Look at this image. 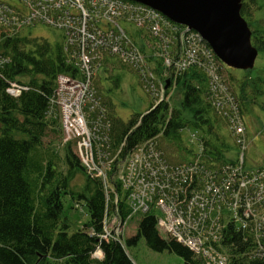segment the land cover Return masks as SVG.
Listing matches in <instances>:
<instances>
[{"label": "trees", "instance_id": "trees-1", "mask_svg": "<svg viewBox=\"0 0 264 264\" xmlns=\"http://www.w3.org/2000/svg\"><path fill=\"white\" fill-rule=\"evenodd\" d=\"M251 1L254 4V0ZM245 3L242 2L240 14L247 23L251 12L248 13ZM25 29L11 37L0 26V147L6 146L9 150L4 160L8 172L0 180V264H134L128 249L136 246L140 239L149 250L173 254L182 259V264H204V259L188 247L159 233L158 211L155 208L151 207L143 215L130 217L131 209L120 181L107 179L104 182L86 173L71 145L63 142L61 112L54 102L58 76L79 78L64 49L63 35L59 32L61 40L49 43L23 34ZM129 35L148 61L153 74L144 78L159 79L165 85L169 81L165 95L175 88L179 99L173 106L166 99L158 104L153 103L144 114L122 122L113 116L111 102L108 101L106 105L103 102L102 82L110 80L118 88L119 77H108V74L118 68H131L116 58L104 60L92 81L95 98L101 100L104 112L99 115L100 109L95 108L87 113L94 128L96 146L109 156L121 149V158L149 142L158 156L150 165L154 169L159 164L167 166L169 176L172 171L175 173L177 167L192 165L197 161V171L191 174L186 172L185 182L176 173H172L168 179L159 175L160 182L166 187L163 191L158 190L157 195L168 194L181 200L185 191L188 197L193 192L197 194L201 188V183L197 181L201 182L202 179L204 193H207L208 187L220 189L223 185L220 196L212 202L214 204L206 206L212 208L210 213L206 211L212 218L218 217V229L222 231L220 244L231 257L237 255L239 258L238 262L232 260L231 264H264V260L247 255L257 244L256 238L251 236L252 232L261 235L260 241H264V193L255 197L262 203L252 201L253 215L248 231L238 230L240 224L224 222L237 192L225 190L224 183L232 179L227 168L233 164V159L245 151L247 141L243 132L244 145L241 150L234 142L238 137L236 139L233 134L232 123L238 121V124H244L247 106L254 103L256 93L260 94L255 85L261 82L260 79L249 77L242 81L235 94L222 79L220 70L217 72L219 86L198 65L169 76L163 59L151 57L153 52L147 44L148 37L145 35V41H141L139 36L133 33ZM251 44L258 52H264V31H252ZM166 52L158 50V54ZM171 58L177 60V56ZM133 72L143 88L142 77ZM10 83L25 89L13 97L7 92ZM246 89L251 92V97ZM230 99L236 104V122L233 114H230ZM189 129H194L200 135L198 139L192 135L197 142L198 152L183 146L181 134ZM51 133L59 138L58 145L51 141L44 144V139ZM162 143L168 146L167 152ZM234 145L238 150L232 157L236 149ZM59 148L62 149L61 155ZM263 168H256L255 171ZM77 174L84 177V182L76 191L71 182ZM107 175L110 176L109 171ZM237 194L241 195L240 192ZM65 197L72 202L83 203L88 216L87 223L73 232L63 216ZM222 200L227 201L225 205H222ZM242 211L243 208H239V212ZM113 217L121 222L138 219L135 234L130 238L124 236L121 240L104 237V226ZM96 252L101 255L100 258L93 256Z\"/></svg>", "mask_w": 264, "mask_h": 264}, {"label": "built area", "instance_id": "built-area-1", "mask_svg": "<svg viewBox=\"0 0 264 264\" xmlns=\"http://www.w3.org/2000/svg\"><path fill=\"white\" fill-rule=\"evenodd\" d=\"M0 26L11 37L25 28L37 26H46L62 33L64 49L79 75L77 79L63 75L57 78L54 102L61 112L63 142L71 145L69 141L74 140L77 152L74 151L73 144L71 147L79 155L77 157L86 170L99 171L102 177L98 178L104 182L107 179L120 181L126 193L127 205L131 209L130 217L143 215L153 207L158 211L159 233L188 247L195 255L204 259V264H231L232 260L239 261L237 255L231 257L220 244L222 231L218 229V217L212 218L209 214L212 208L206 207L214 204L212 202L220 196L223 185L220 189L208 187L207 193H204L202 179L201 182L197 181L201 183L197 194L193 192L188 197L185 191L181 200L163 193L158 196L157 191H163L166 187L160 182L159 175L168 179L172 173H176L185 182L186 172L191 174L197 171V161L192 165L177 167L174 169L175 173L172 171L169 176L167 166L159 164L154 169L150 165L158 156L149 142L121 158V149L112 156L104 154L95 144L94 128L87 115L95 108H99V115H103V105L101 100L95 98L92 81L108 58L118 59L141 76L143 88L154 104L166 99L163 81L144 78L153 74L148 61L130 39V33L139 36L141 41H145V35L148 37L147 44L153 52L151 57L163 59L169 76L171 73L175 76L189 66L198 65L219 86V61L199 34L171 22L147 6L127 0H0ZM161 49L167 52L158 54ZM172 56H177V60L173 61ZM24 89L16 83H10L7 92L17 97ZM235 105L230 99V114L237 121ZM238 123H232V130L236 139L238 137V147L243 150V127ZM105 126L107 128V122ZM243 156L242 151L227 168L232 179L224 183L225 190L237 192L234 202L228 207L230 211L228 210L224 222L240 224L238 230L248 231L253 215L252 201L262 203L255 197L264 193V168L259 172L255 169L252 172L246 171ZM108 171L110 176L107 175ZM209 191L213 193H208ZM238 192L241 193L240 196ZM222 201V205L227 202ZM241 207L242 213L239 212ZM127 222H121L117 217L111 218L104 226V237L123 239ZM251 236L256 238L257 244L249 250L248 257L264 260V241H260L262 236L254 232Z\"/></svg>", "mask_w": 264, "mask_h": 264}, {"label": "rangeland", "instance_id": "rangeland-1", "mask_svg": "<svg viewBox=\"0 0 264 264\" xmlns=\"http://www.w3.org/2000/svg\"><path fill=\"white\" fill-rule=\"evenodd\" d=\"M243 1H246L245 4L247 6L248 13L251 12L250 21H247L251 33L255 30L264 31V0H254V4L251 0ZM23 34L32 38L46 40L49 43H55L61 40L59 39L60 34L58 31L45 26L26 28L23 31ZM219 63V73L222 79L228 84L230 89L235 94H237L239 85L241 86L242 81L248 80L249 77L258 78L261 81L260 83H255L258 91H260V94L256 93L254 103L247 106L248 109L247 112L244 113V124L242 127L243 132L246 133L245 137L247 138V141L245 140V151L243 156L244 169L249 171L256 168H262L264 167V52H258L253 68L247 71L234 70L226 67L220 61ZM110 76H118L120 79V85L117 88L113 86L110 80H104L102 82V99L105 105L108 101L111 102L113 106V116L115 118H118L122 122L126 123L132 116L144 114L149 109L150 105L154 103L142 88L139 78L133 70L118 68L108 74V77ZM231 77L233 78V81L231 80ZM246 91L249 97H251V92L247 89ZM165 98L168 100L170 105L173 106L177 103L179 94L175 88H171L169 93L165 95ZM192 135H194L195 137L193 138L196 139L200 136L194 129L183 131L181 134L183 146L192 152H198L197 142L192 138ZM58 140L59 138L55 137V135L51 133L49 134V137L44 139V144L51 141L58 145ZM69 142L73 144V146L72 144L71 146L74 149V140ZM234 142L236 143V141ZM162 147L166 152L168 151V146L164 143H162ZM58 150L59 155H61L62 149L59 148ZM237 150L238 147L233 151L234 155L232 157L235 156ZM74 151L77 152L76 148ZM233 153H231V155ZM8 154L9 150L6 146L0 147V180L1 177L8 172L6 171L7 169H5L7 167V163L4 162V160L7 159ZM75 154L78 155L77 153ZM86 173H89L93 178H98V176L102 177L99 171L87 170ZM83 182L84 177L77 174L71 182L73 190H79L83 185ZM11 185H13V182ZM63 207V216L66 218L71 232L78 230L87 223L88 216L83 203L78 204L77 201L72 202L69 197H65L63 200ZM137 220L138 219H131L127 222L124 236H128V238H130L135 234ZM128 253L134 264H182L183 262L181 258L173 254H169L168 252L158 253L149 250L145 246L142 239L138 241L136 246L129 248ZM93 256L95 258L101 257L98 253Z\"/></svg>", "mask_w": 264, "mask_h": 264}, {"label": "water", "instance_id": "water-1", "mask_svg": "<svg viewBox=\"0 0 264 264\" xmlns=\"http://www.w3.org/2000/svg\"><path fill=\"white\" fill-rule=\"evenodd\" d=\"M147 6L171 22L196 32L226 67L251 70L258 51L241 17L243 0H127ZM169 86L166 82L165 88Z\"/></svg>", "mask_w": 264, "mask_h": 264}]
</instances>
